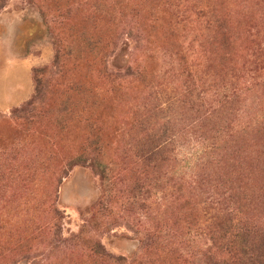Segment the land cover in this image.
I'll return each instance as SVG.
<instances>
[{
    "label": "rangeland",
    "instance_id": "1",
    "mask_svg": "<svg viewBox=\"0 0 264 264\" xmlns=\"http://www.w3.org/2000/svg\"><path fill=\"white\" fill-rule=\"evenodd\" d=\"M57 8L70 12L62 17ZM82 36L99 46L82 48ZM58 46L77 53L62 60L65 80L91 89L103 161L112 170L105 184L89 161L68 166L90 134L87 125L72 120L62 130L46 118L26 135L10 120L11 111L33 97L36 70L47 69L46 79L56 80ZM200 82L208 87L201 98L210 117L202 118L192 96L188 106L179 104L186 107L170 130L174 143L142 187L145 173L127 149L135 134L131 120L142 107L155 108L160 126L170 118L169 101L176 114V99ZM233 93L234 101L228 99ZM48 96L47 111L56 105L55 92ZM18 139L19 160H0V249L29 236L33 252L12 260L5 254L0 264H83L94 244L123 264H139L142 239L153 231L168 245L166 261L157 257V264H207L216 252L211 186H229L239 205L264 204L253 200L264 190V0H6L0 10V150ZM46 156L50 163L37 168L36 160ZM203 168L212 185L198 183ZM138 183L143 189L132 197ZM55 238L64 247L53 244Z\"/></svg>",
    "mask_w": 264,
    "mask_h": 264
},
{
    "label": "trees",
    "instance_id": "2",
    "mask_svg": "<svg viewBox=\"0 0 264 264\" xmlns=\"http://www.w3.org/2000/svg\"><path fill=\"white\" fill-rule=\"evenodd\" d=\"M6 0H0V10L4 7ZM57 8L60 10L62 17L70 12L69 9ZM44 18V25L47 30H51L52 26L46 21L45 15L41 14ZM84 37L85 41L82 42L83 47L86 50L93 51L95 47L99 46V42L91 39L90 37ZM73 53L77 54L73 47L56 48V53L52 63L53 71L52 76L55 77V81L46 79L48 74L47 69H38L34 72L35 92L33 97L24 105L11 111L10 120L19 123V130L22 134H29L33 131L34 126L40 125L39 123L50 118L51 122L58 128L66 130L69 123L75 120L77 123L87 125L90 130V134H86L85 139L80 146V153L75 155L74 158L68 163L69 168L75 165H85L89 161V165L95 169L103 184L107 182L106 173L111 170V164L103 161L104 156V141L102 138V132L98 123L94 120L93 112L91 111L93 106L91 104L90 94L91 89L87 85L78 81H73L71 78L65 80L66 72L63 70L62 60L64 58H70ZM126 72L129 74L131 69L126 68ZM53 84H51V82ZM59 82V83H58ZM205 81L203 84H205ZM200 82V86L194 87L190 84L188 88L187 96L182 95L179 100L176 99L175 106H178L176 114L174 110L173 102L169 101L170 105L166 108V114L170 118L164 121V118L160 123L154 122L155 108L146 109L142 107L138 112V115L131 120L130 131H134L135 134L129 137L127 146L137 162V166L145 173V182L141 183L142 187H146L150 184V175L154 174L157 168L161 166L165 160L168 147L174 143L171 141L170 130L174 124V120L178 115V112L188 106L191 102V98L194 97L196 107L201 112L202 118H209V110L206 108V102L203 99L204 94L207 92L206 86H203ZM55 92V108L53 105L47 111L45 109V103L50 100L48 93ZM52 94V93H51ZM235 93H233L228 99L235 100ZM192 96V97H191ZM201 96L203 98H201ZM200 99L203 101L199 102ZM186 104V105H179ZM190 110L194 109L188 107ZM165 109V110H166ZM187 110V109H186ZM174 112V114H173ZM197 112V111H196ZM208 112V113H207ZM211 114V113H210ZM86 123V124H85ZM202 124H197L196 128ZM191 127V126H190ZM138 133L136 134V131ZM130 133V132H129ZM142 134V135H141ZM230 138L233 139V136ZM23 149L21 139L12 142L8 149L0 150V160L9 158L12 162L19 160V153ZM49 156L44 159H37L35 165L37 168L46 167L50 163ZM47 164V165H46ZM204 166V165H203ZM198 183L210 182V176L205 172L198 178ZM238 181H241L238 178ZM199 183V184H200ZM226 184V183H224ZM224 184H216L215 186H222ZM140 184H136L130 193L132 197L136 195L137 189L141 188ZM212 194L210 200L214 204L215 217L211 222V234L214 240V247L216 252L206 257L207 264H264V204L260 209L252 207V203L239 205L237 197L234 193H231L229 186L222 188H210ZM255 201L264 202V190L259 188L258 194L254 197ZM209 201V199H208ZM252 210L254 216H250L249 211ZM261 216V222L256 223L255 218ZM146 236L142 239L143 250L145 257L140 260L139 264H157L156 262L161 260L165 262V253L167 251L165 245V239L161 232L153 231L151 233L146 232ZM58 236V232L56 233ZM58 239V238H57ZM55 238L53 244L57 242V245L64 247L62 240ZM55 248V246H54ZM33 252V246L31 244V237L23 236L16 243H11L5 248L0 249V257L5 254L12 256L9 260L16 258L18 255L29 254ZM169 255V254H168ZM159 257V258H157ZM8 261V260H7ZM124 259L115 258L106 253L100 244H94L89 250L88 256L85 258L83 264H123ZM138 264V263H137Z\"/></svg>",
    "mask_w": 264,
    "mask_h": 264
}]
</instances>
